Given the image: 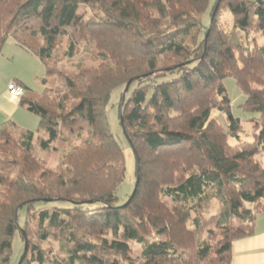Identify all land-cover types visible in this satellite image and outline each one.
I'll use <instances>...</instances> for the list:
<instances>
[{"label":"trees","instance_id":"obj_1","mask_svg":"<svg viewBox=\"0 0 264 264\" xmlns=\"http://www.w3.org/2000/svg\"><path fill=\"white\" fill-rule=\"evenodd\" d=\"M89 7L86 18L79 11ZM222 7L229 30L217 19ZM249 26L264 33V0H0V53L11 39L44 67L40 92L15 81L24 89L19 105L47 133L37 138L42 152L68 145L50 167L33 153V131L15 135L12 121L0 123V264L10 263L19 229L38 264H228L232 241L250 235L264 212V161L256 159L264 152V45L248 37ZM81 43L80 60L66 66ZM226 77L252 113L250 142H228L241 124ZM127 84L118 115L137 184L119 202L124 155L105 107ZM212 200L216 214L199 220ZM54 202L62 205H45ZM50 237L64 256L44 253Z\"/></svg>","mask_w":264,"mask_h":264},{"label":"rangeland","instance_id":"obj_2","mask_svg":"<svg viewBox=\"0 0 264 264\" xmlns=\"http://www.w3.org/2000/svg\"><path fill=\"white\" fill-rule=\"evenodd\" d=\"M80 14H83L86 18L90 17L93 12L89 8H81ZM218 22L223 26L225 29H231V26L233 24L232 17L228 13V11L222 7L219 9L217 14ZM248 37L253 39L255 43L258 45H264V33L261 31L253 29V26L248 27ZM65 40L62 43V47L65 48L67 44V37H64ZM82 43L79 45L77 49V54L74 57V59L70 63H65L66 66H70V64H76L80 59L79 54L81 51ZM84 62L89 61V57L83 59ZM44 77V67L34 54L28 52L25 49L20 48L17 46L11 39H8L2 46V50L0 53V91L1 89H6L7 85L3 86V82L5 80H20L25 83V86H27L31 92H40L42 90V85L40 83L41 79ZM14 78V79H13ZM51 81L57 80L56 77L50 78ZM56 82V81H55ZM56 84L54 86H57V82L53 83ZM223 84L226 89V93L228 97L231 100L230 106H231V112L235 117H238L240 119L241 124V130L238 133V137H230L228 138V142L231 145H236L240 142H250L253 138V130L251 127V123L248 121V118L252 115V113L244 112L240 108V104L243 103L245 100V95L241 92L239 87L237 86L235 79L233 77H226L223 79ZM123 86L116 87L114 90H112L110 94V98L108 100V103L105 107V113L106 118L109 124V129L111 133L113 134L115 140L120 145L123 155H124V179L119 186L117 190V196L119 198V202H122L125 200L127 195H129L132 190L133 186L135 184V160L132 148L127 141L121 125H120V119L118 115V104L121 98V94L124 92ZM7 91V89H6ZM131 93V87L128 89L126 93V97L129 96ZM7 96L8 93H7ZM10 98V97H9ZM18 99V98H16ZM17 102V100H16ZM6 105V106H5ZM11 108L10 110H13L15 108L14 104L6 103L5 100L0 101V112H3L5 107ZM19 109L16 114H14L13 121L12 119H3L2 122H5L7 120H10L13 122V126H11V131L13 134H17L19 130L22 129H28L34 132V139H33V153L36 156H40V158H44L46 163H48V166L52 167L55 166L59 160L62 152H64L68 145L65 143H58L54 142L50 146V150L48 151H41V148L39 146V142L37 138L40 136L42 138H47V133L43 130H39V118L36 114L33 112L28 111L27 109L23 110V107L19 105V103L16 105ZM5 111V110H4ZM210 115L217 118L218 121L226 127V120L224 114L219 111L217 108L213 107L211 108ZM256 159L263 162L264 161V152H259L256 155ZM55 205H62L60 202H54V203H48L45 204L46 207ZM43 205V204H42ZM40 206L39 203H35L33 206V209H38ZM218 204L215 200H212L210 202V205L208 208H206L205 212H202L200 214L199 220L201 221H208L210 217H212L217 212ZM26 213V209L22 208L18 212V223L20 226L23 225L24 216ZM194 212L192 213V216H194ZM213 225L209 224L205 226V229L202 232V237L207 236V228L212 227ZM24 234V232H23ZM33 241H36L33 239ZM38 243V241L36 242ZM41 247L44 250V253L48 254H56L57 256H64L66 254V251L62 249L61 242L59 240H56L55 237H50V239L46 240L41 244ZM133 248V256H137L140 252V246L137 244L132 243ZM24 249V240L23 235L20 234L17 230L13 236L12 239V254L9 264H18L19 259L23 253ZM31 259V251L28 249L26 253V258L24 259L22 264H38L36 261L30 260L26 262V260ZM44 264H50V263H44ZM79 264V263H76Z\"/></svg>","mask_w":264,"mask_h":264},{"label":"crops","instance_id":"obj_3","mask_svg":"<svg viewBox=\"0 0 264 264\" xmlns=\"http://www.w3.org/2000/svg\"><path fill=\"white\" fill-rule=\"evenodd\" d=\"M14 79V78H13ZM10 81H20V80H5L3 86L7 85ZM23 85L24 82L20 81ZM5 100L6 103H12L15 105L13 110L11 108L5 107L3 112H0V123L3 119H12L14 114L19 110L17 104L19 103V98H9L7 96L6 89H1L0 91V101ZM17 100V102H16ZM26 109L23 107V110ZM264 259V212H260L256 215L253 224V232L245 237L236 239L231 243V258L228 264H262Z\"/></svg>","mask_w":264,"mask_h":264},{"label":"built area","instance_id":"obj_4","mask_svg":"<svg viewBox=\"0 0 264 264\" xmlns=\"http://www.w3.org/2000/svg\"><path fill=\"white\" fill-rule=\"evenodd\" d=\"M6 89H7V93L9 95V97H11V98H19L24 93L23 87L20 86L19 84H17L16 82H13V81H10L7 84ZM262 264H264V259H263Z\"/></svg>","mask_w":264,"mask_h":264},{"label":"water","instance_id":"obj_5","mask_svg":"<svg viewBox=\"0 0 264 264\" xmlns=\"http://www.w3.org/2000/svg\"><path fill=\"white\" fill-rule=\"evenodd\" d=\"M216 7H217V5H216ZM216 7L214 8V10H213V12H212V15L215 13V11H216ZM127 86H128V84L125 86V88H124V92H123V93L126 92V90H127ZM120 123H121V120H120ZM122 130L124 131L123 128H122ZM136 184H137V177H136V179H135V184H134L133 191L135 190ZM26 250H27V248H26V244H25V242H24L23 253H22V255H21L20 259H19L18 264H21V262H22V260H23V258H24V255H25V253H26Z\"/></svg>","mask_w":264,"mask_h":264}]
</instances>
